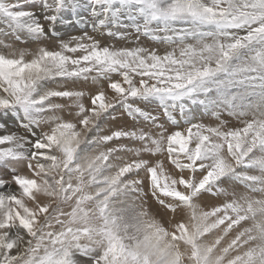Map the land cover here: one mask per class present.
I'll return each mask as SVG.
<instances>
[{
	"label": "snow or ice",
	"instance_id": "6c2138e0",
	"mask_svg": "<svg viewBox=\"0 0 264 264\" xmlns=\"http://www.w3.org/2000/svg\"><path fill=\"white\" fill-rule=\"evenodd\" d=\"M0 264H264V0H0Z\"/></svg>",
	"mask_w": 264,
	"mask_h": 264
},
{
	"label": "rangeland",
	"instance_id": "374dc122",
	"mask_svg": "<svg viewBox=\"0 0 264 264\" xmlns=\"http://www.w3.org/2000/svg\"><path fill=\"white\" fill-rule=\"evenodd\" d=\"M29 47H32V45H28Z\"/></svg>",
	"mask_w": 264,
	"mask_h": 264
},
{
	"label": "bare ground",
	"instance_id": "6f19581e",
	"mask_svg": "<svg viewBox=\"0 0 264 264\" xmlns=\"http://www.w3.org/2000/svg\"><path fill=\"white\" fill-rule=\"evenodd\" d=\"M232 123H235L234 121Z\"/></svg>",
	"mask_w": 264,
	"mask_h": 264
}]
</instances>
